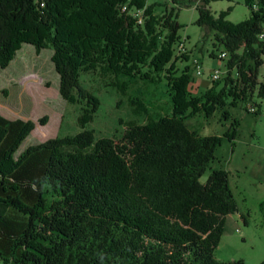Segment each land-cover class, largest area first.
<instances>
[{
    "label": "trees",
    "instance_id": "16d2710c",
    "mask_svg": "<svg viewBox=\"0 0 264 264\" xmlns=\"http://www.w3.org/2000/svg\"><path fill=\"white\" fill-rule=\"evenodd\" d=\"M213 1L0 0V68L24 43L53 49L61 97L82 107L77 134L17 157L36 124L0 114V264H243L214 254L239 211L229 173L202 180L223 136L201 135L190 120L225 104L263 114L264 0H244L250 14L238 23L227 18L232 6L214 15ZM183 4L196 5L197 25L213 36L210 56L226 67L200 95L189 91L190 66L178 74L173 63L189 60L176 54ZM85 73L115 78L123 95L129 81L166 79L171 112L124 121L121 136L96 140L87 126L101 101L82 84ZM129 102L136 115L149 113L145 99ZM237 125L224 134L233 142Z\"/></svg>",
    "mask_w": 264,
    "mask_h": 264
},
{
    "label": "rangeland",
    "instance_id": "374dc122",
    "mask_svg": "<svg viewBox=\"0 0 264 264\" xmlns=\"http://www.w3.org/2000/svg\"><path fill=\"white\" fill-rule=\"evenodd\" d=\"M230 6L233 10L227 18L231 22L238 23L249 17L250 9L244 0L211 3L214 15ZM162 8L159 6L157 11ZM197 18L196 5L183 4L178 17L183 25L179 30L182 39L176 45V54H182L180 51L184 47L189 60L184 61L179 57L173 63L178 74L185 66H190L193 81L189 91L200 95L213 84V70L221 69L224 72L226 67L224 61L210 56L213 36L205 37L206 29L197 25ZM35 50L33 44L24 43L11 64L5 69L0 68V90L7 92L6 95L0 92V114L12 119L31 120L36 124L16 157L29 145L57 136L77 134L81 130L77 119L82 107L61 97L60 75L52 61L53 49L45 48L39 53ZM194 59L203 64L202 75L194 71ZM81 79L82 84L101 101L93 122L87 126L96 140L121 136L124 121L136 119L138 123H146L150 116L157 118L171 112V96L166 79L155 85L137 79L128 80L126 95L112 85L116 82L113 77L103 79L98 74L85 73ZM133 95L148 102V114H135L129 102ZM262 103L264 106V101ZM234 121H238V125L233 142L224 134ZM190 123L201 135L223 136L221 145L215 150V159L202 180H206L213 169H225L239 203V211L229 215L226 220L224 235L214 250L215 257L224 262L242 260L243 264H260L264 261V113L257 115L241 104H225L210 117L195 115Z\"/></svg>",
    "mask_w": 264,
    "mask_h": 264
},
{
    "label": "built area",
    "instance_id": "2783aa9c",
    "mask_svg": "<svg viewBox=\"0 0 264 264\" xmlns=\"http://www.w3.org/2000/svg\"><path fill=\"white\" fill-rule=\"evenodd\" d=\"M254 7H257V4L256 3H254ZM182 49H181L180 52L184 53L185 50H186V48L183 47ZM227 55H228V53L226 51H222L218 55V58L219 59L226 58ZM193 63H194V71L197 73V75H202L203 74L202 73L203 64L198 59H194ZM223 73L224 72H222L221 69H215V70H213V72L211 73L212 80H219L222 77ZM258 110H259V108L255 104H251L249 106V111L254 112V111H258ZM261 112L264 113V106L261 108Z\"/></svg>",
    "mask_w": 264,
    "mask_h": 264
}]
</instances>
